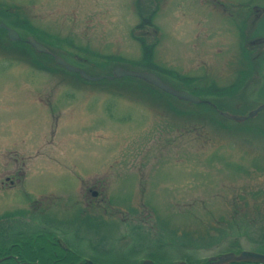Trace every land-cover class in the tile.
<instances>
[{
    "label": "rangeland",
    "instance_id": "1",
    "mask_svg": "<svg viewBox=\"0 0 264 264\" xmlns=\"http://www.w3.org/2000/svg\"><path fill=\"white\" fill-rule=\"evenodd\" d=\"M258 4L0 0V11L18 9L23 40L33 35L105 78L69 73L0 29V170L23 169L14 158L21 156L7 152L44 151L29 154L35 157L26 174L0 177V241L41 232L33 242L40 264V255L52 256L55 236L104 264H136L149 255L162 264H203L227 251L264 249V111L231 121L208 103L182 101L141 79H106L116 66L154 67L219 110L248 114L264 103V20L248 27ZM15 11H7L12 20ZM259 41L257 49L246 45ZM32 92L43 104L57 94L63 105L54 148L44 142L58 114ZM104 171L113 174L98 175ZM7 176L16 183L3 188ZM91 187L99 191L98 210L81 200Z\"/></svg>",
    "mask_w": 264,
    "mask_h": 264
},
{
    "label": "flooded vegetation",
    "instance_id": "2",
    "mask_svg": "<svg viewBox=\"0 0 264 264\" xmlns=\"http://www.w3.org/2000/svg\"><path fill=\"white\" fill-rule=\"evenodd\" d=\"M259 2V4L256 6V8H254V13L252 15H250L248 21L252 20V24L249 23L248 24V27H252L253 25V21H256V25L257 23L261 24L264 20V5H263V0H257ZM249 9L248 8L245 13H249ZM6 10H3V11H0V19L2 21H0V29L2 31V34L5 35L6 34V37L8 39H10V29L11 27L15 28L17 27V25L20 23L21 21V15H19L17 13V10L15 11L14 13V20L11 19V14L7 13ZM246 14V15H247ZM245 15V16H246ZM254 16V18H253ZM144 22H148V21H144ZM141 26V25H139ZM139 29H144V28H139ZM238 30H239V27H238ZM250 31V30H249ZM249 31H247V27H245L243 30H242V36L243 38L245 39L246 38V41L249 40ZM2 35V36H3ZM0 36V37H2ZM247 43H249V41H247ZM246 45L248 46L249 49L251 48H259L261 47L263 44H262V41H259L258 44H247ZM245 45V47H246ZM255 49V53H257V55H254V56H257V58H261L259 57L260 55L258 54L259 51L257 52ZM31 95L33 96V99L39 104L41 105L44 110H50L52 112V116H54L55 113L58 114L57 117H54L53 118V122L51 123V135L48 139H46V141L44 143H46L45 145L46 146H50V148H54L55 146V140L57 139L58 142L61 143V136H60V129L56 132L54 131V129L56 128L55 127V121L58 123V119H59V116L62 114H60L58 111L60 110L59 108H62L63 105H59L57 104V94H52L51 96H49V98H47V103L43 104L41 103L40 101V94L38 93H31ZM58 106V107H57ZM57 111V112H56ZM64 126L61 127V129H63ZM38 152L36 155L38 156H41L44 154V151L42 150H39V151H33V152H28V153H14V152H7L6 154H14L15 156H21V158L19 157H14L16 159V164L18 165V163L20 164L21 160L23 162V169L21 171V169L19 167H17L16 169H8L7 167H5V169H1L0 170V177L2 178L3 177V174L4 172H7L11 175H15V176H20V174H26V170H30V165H31V162L27 161V160H33V157H35L34 155H29V154H34ZM56 157V155H55ZM47 158L50 159V156L47 155ZM142 164H144L145 162L142 161L141 162ZM133 167V166H132ZM20 173V174H19ZM113 172H98V175H112ZM7 182H10L11 186H14L16 183L15 180L11 177V176H7V178H4L1 180V187L3 188H6V186L9 184V183H6ZM13 188V187H12ZM90 193L92 194L93 198L90 199L89 198V195ZM80 195H81V200L87 204V207H92L94 210L97 209L98 210V202L96 200H98L99 198V191L97 189H94L93 187L91 188H88V190L86 189H82L81 192H80ZM95 201L97 202L95 204ZM42 215H45V211L42 213ZM45 217V216H44ZM18 233V232H17ZM41 233V232H39ZM38 233V234H39ZM38 234L36 235H27V234H22L21 232L16 234L15 235V238L14 240H9L8 242L6 241H0V253H6V255L0 257V264H4V261L5 259L9 258V264H24L23 260H20L18 254L21 252L20 250H17V249H14L13 247L10 248V246L12 244H16L15 241L16 240H19L22 238V236H26V237H32V238H35V240L37 239L38 237ZM65 243H67L66 241L58 238L57 236H55V240L52 242V245H53V248L55 249L53 251V254L52 256H50L49 258V262L51 261L50 264H104L103 262H99V261H96L94 258H86L85 257V254L81 251L80 248H75V247H72L70 246L68 243V245H66ZM6 247H9V248H6ZM251 250V249H250ZM234 252H238L239 250H233ZM242 251V250H241ZM239 251V252H241ZM254 252H258V253H261V254H264V249H255V250H252ZM228 252V251H227ZM230 252V251H229ZM226 253V252H224ZM17 255V256H16ZM158 256H146L143 261L140 263H136V264H144V262H149L150 264H162L161 261L158 260ZM187 264H196L194 262H191L190 260L188 259H185ZM38 263H40L38 260H37ZM63 262V263H62ZM250 263H255V262H250ZM127 264H132V262H129ZM233 264V263H232ZM258 264V263H257ZM259 264H264L262 262H259Z\"/></svg>",
    "mask_w": 264,
    "mask_h": 264
},
{
    "label": "water",
    "instance_id": "3",
    "mask_svg": "<svg viewBox=\"0 0 264 264\" xmlns=\"http://www.w3.org/2000/svg\"><path fill=\"white\" fill-rule=\"evenodd\" d=\"M10 37L14 40L19 39L18 33L12 29H10ZM29 42L33 45V47L39 53L52 54L60 65H62L63 67L67 68L68 70L72 72H79L85 79L89 81H98L104 78L102 76H93L89 74L88 72H86L84 69L69 63L63 57L52 53V51H50L49 48H47L44 44L36 40L34 37H29ZM126 76L136 77L141 80H144L184 101H191L194 103H201L203 101L199 96L195 94H192L185 90L176 89L175 87H173L172 85L164 81L159 75L153 72L137 71V70L128 69L122 66H118L114 68L113 74L107 76V78L116 79V78H123ZM263 110H264V103L258 106L257 108L250 110V112L245 115L232 114V113L224 112V111H220V113L224 117L230 120H235L237 122H243V121H246L247 119H250L256 116L260 111H263ZM240 261L264 262V254L254 252V251H242L240 253L228 252L222 255L211 256L205 264H229L232 262H240ZM32 264H36V263H32ZM144 264H150V263L144 262ZM175 264H186V262L180 261Z\"/></svg>",
    "mask_w": 264,
    "mask_h": 264
},
{
    "label": "trees",
    "instance_id": "4",
    "mask_svg": "<svg viewBox=\"0 0 264 264\" xmlns=\"http://www.w3.org/2000/svg\"><path fill=\"white\" fill-rule=\"evenodd\" d=\"M35 241V238L32 237H24L19 240L15 241V245L12 244L10 246L13 247L14 249L20 250L21 252L18 254L20 260H23V262H35L38 260V254L35 251V246L33 245V242ZM9 248V247H6ZM41 249L43 247H40ZM6 255V253H0V257ZM17 256V255H16ZM43 259L46 260V264H50L51 261L49 262V256L46 254L40 255ZM9 258L5 259L4 264H9ZM40 264V263H39ZM233 264H257V263H250V262H242V263H233ZM259 264V263H258Z\"/></svg>",
    "mask_w": 264,
    "mask_h": 264
}]
</instances>
